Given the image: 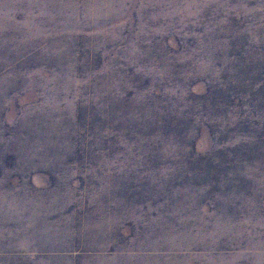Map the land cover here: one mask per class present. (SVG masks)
<instances>
[{
  "label": "rangeland",
  "instance_id": "1",
  "mask_svg": "<svg viewBox=\"0 0 264 264\" xmlns=\"http://www.w3.org/2000/svg\"><path fill=\"white\" fill-rule=\"evenodd\" d=\"M0 264H264V0H0Z\"/></svg>",
  "mask_w": 264,
  "mask_h": 264
}]
</instances>
